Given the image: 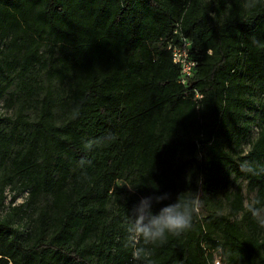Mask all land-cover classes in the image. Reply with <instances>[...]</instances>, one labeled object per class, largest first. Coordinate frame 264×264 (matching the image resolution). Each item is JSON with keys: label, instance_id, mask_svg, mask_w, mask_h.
Here are the masks:
<instances>
[{"label": "trees", "instance_id": "obj_1", "mask_svg": "<svg viewBox=\"0 0 264 264\" xmlns=\"http://www.w3.org/2000/svg\"><path fill=\"white\" fill-rule=\"evenodd\" d=\"M252 2L0 0V99L14 108L0 116V264H143L126 215L164 193L154 212L194 194L200 211L147 246L153 264H264L249 211L264 210V0ZM178 35L197 58L187 86L167 48ZM14 185L28 196L10 210L36 212L24 232L2 215Z\"/></svg>", "mask_w": 264, "mask_h": 264}, {"label": "clouds", "instance_id": "obj_2", "mask_svg": "<svg viewBox=\"0 0 264 264\" xmlns=\"http://www.w3.org/2000/svg\"><path fill=\"white\" fill-rule=\"evenodd\" d=\"M251 6H254V0L246 4V7ZM95 144V141H87L85 147L90 150ZM198 183L202 185V178ZM168 198L167 193L144 197L134 206L132 215H126L125 246L132 249L134 260L153 264L148 245H162L167 242L169 236H180L192 228L193 217L200 211L198 195L194 194L184 200L178 197L174 203L161 207L158 212L153 211L154 203L159 204ZM249 211L254 217H259V210L255 207L250 206ZM260 222L264 224V219Z\"/></svg>", "mask_w": 264, "mask_h": 264}, {"label": "rangeland", "instance_id": "obj_3", "mask_svg": "<svg viewBox=\"0 0 264 264\" xmlns=\"http://www.w3.org/2000/svg\"><path fill=\"white\" fill-rule=\"evenodd\" d=\"M6 96L0 99V116L4 118H13L14 117V108L9 107L5 101ZM30 118H33L34 113L29 111ZM7 121V120H5ZM258 131V126L252 124L250 128V133L248 137H246L242 142V149L245 151L249 148V143L256 137ZM117 186L121 187V191L118 192L120 199H126V197L133 195V190L129 188L122 180H118L116 182ZM242 192L245 196L246 202H250L253 198L254 193H249L246 190V182L243 180L241 182ZM5 200L4 207L2 208V215H6L8 212L10 213L14 226H17L21 231H26L32 224L33 218L36 216L35 208H28L26 214H21L20 212H14L10 210L12 205H21L25 204L27 200L28 193L26 191H22L19 186H7L4 190ZM15 196L14 202L11 204L12 197ZM134 198L135 204L141 200L139 197ZM259 218L264 219V210H259Z\"/></svg>", "mask_w": 264, "mask_h": 264}, {"label": "built area", "instance_id": "obj_4", "mask_svg": "<svg viewBox=\"0 0 264 264\" xmlns=\"http://www.w3.org/2000/svg\"><path fill=\"white\" fill-rule=\"evenodd\" d=\"M174 33H177V30ZM167 48L171 51L172 61L179 66L178 82L187 86L197 65V58L192 51L191 41L183 35H178L176 40L168 41ZM187 94L191 95L194 100L202 98V94L196 89H190ZM212 264H221L220 258L216 254L214 255Z\"/></svg>", "mask_w": 264, "mask_h": 264}]
</instances>
